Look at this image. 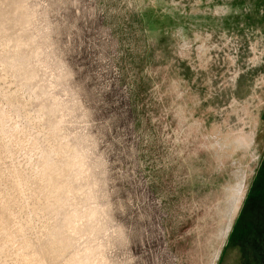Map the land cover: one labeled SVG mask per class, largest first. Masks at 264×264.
Listing matches in <instances>:
<instances>
[{"label":"rangeland","instance_id":"rangeland-1","mask_svg":"<svg viewBox=\"0 0 264 264\" xmlns=\"http://www.w3.org/2000/svg\"><path fill=\"white\" fill-rule=\"evenodd\" d=\"M2 3L0 264H264V0Z\"/></svg>","mask_w":264,"mask_h":264},{"label":"flooded vegetation","instance_id":"flooded-vegetation-1","mask_svg":"<svg viewBox=\"0 0 264 264\" xmlns=\"http://www.w3.org/2000/svg\"><path fill=\"white\" fill-rule=\"evenodd\" d=\"M254 179L226 242L228 247L237 242L244 245L243 260L248 257L251 260L250 256L253 260H264V164Z\"/></svg>","mask_w":264,"mask_h":264},{"label":"bare ground","instance_id":"bare-ground-1","mask_svg":"<svg viewBox=\"0 0 264 264\" xmlns=\"http://www.w3.org/2000/svg\"><path fill=\"white\" fill-rule=\"evenodd\" d=\"M15 6H16V8L14 9V11L17 9V0H16V4H15ZM23 18V17H22ZM18 21H19V19H18ZM18 26L20 27V29H21V25H19L18 24ZM22 30V29H21ZM33 53V51L32 50H27L26 51V54H25V57H27V56H30L31 54ZM25 73L26 74H28L29 76H31L32 78H35V74L32 72V71H30V68H28L27 70H25ZM56 123H57V118L55 117V116H51L50 118H49V126H50V128L52 129V130H54L55 129V127H56ZM78 163V170H81L80 168H81V164L79 163V161L77 162ZM71 163H70V158L68 157V158H66L65 159V161H64V163H63V166L65 167V168H67L68 169V166L70 165ZM77 173H73V172H70V171H68V174H67V177H69L70 179L68 180L69 182H68V185H69V188H68V190L70 191H73L74 189H76L77 188V184H78V179H77ZM54 186V185H53ZM52 188H55V187H52ZM55 189H57V187L55 188ZM70 191V192H71ZM76 211H74V212H72L71 211V214L73 213V216L75 215V214H77V213H75ZM69 213V212H68ZM91 215H93L92 213H90V216ZM68 217V216H67ZM69 217H71V216H69ZM76 217V216H75ZM93 217V216H92ZM66 221V220H65ZM69 221H71V219H69ZM61 239V238H60ZM60 239H59V241H60ZM63 239V238H62ZM62 241V240H61ZM64 242V241H63ZM61 243V242H60ZM66 243V242H65ZM55 244H57V242L55 243ZM62 244V243H61ZM61 244H60V246H61ZM58 245V244H57ZM56 245V246H57ZM66 245V244H65ZM65 245H64V247H65ZM55 246V247H56ZM53 247H54V245H53ZM52 247V248H53ZM52 250V249H51ZM34 260V259H33ZM35 260H37V259H35ZM38 264H41V262H40V260H38V262H37Z\"/></svg>","mask_w":264,"mask_h":264},{"label":"clouds","instance_id":"clouds-1","mask_svg":"<svg viewBox=\"0 0 264 264\" xmlns=\"http://www.w3.org/2000/svg\"><path fill=\"white\" fill-rule=\"evenodd\" d=\"M2 8L4 10V23L3 27L7 30L8 25H12L13 29L17 26L16 16L17 12L14 11L16 6L8 2V0H3ZM31 68V65H25L24 70Z\"/></svg>","mask_w":264,"mask_h":264}]
</instances>
